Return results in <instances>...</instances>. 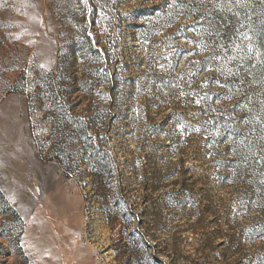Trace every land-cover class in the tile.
Masks as SVG:
<instances>
[{
    "label": "rangeland",
    "instance_id": "obj_1",
    "mask_svg": "<svg viewBox=\"0 0 264 264\" xmlns=\"http://www.w3.org/2000/svg\"><path fill=\"white\" fill-rule=\"evenodd\" d=\"M261 64L264 0H0V264H264Z\"/></svg>",
    "mask_w": 264,
    "mask_h": 264
},
{
    "label": "trees",
    "instance_id": "obj_2",
    "mask_svg": "<svg viewBox=\"0 0 264 264\" xmlns=\"http://www.w3.org/2000/svg\"><path fill=\"white\" fill-rule=\"evenodd\" d=\"M85 39L87 41L91 40V37L85 34ZM263 65H259L256 70L257 71H261L263 69ZM106 138L102 139L100 142V147L94 149V151H92L91 153V157L93 159L94 162V167L99 171V179L97 181V183L99 184V186L102 185V187H104L105 189H107V171L108 168H111L110 166H112L110 163H106L105 158L103 157H108V153L106 150V146L104 144H106ZM104 155V156H103Z\"/></svg>",
    "mask_w": 264,
    "mask_h": 264
},
{
    "label": "snow or ice",
    "instance_id": "obj_3",
    "mask_svg": "<svg viewBox=\"0 0 264 264\" xmlns=\"http://www.w3.org/2000/svg\"><path fill=\"white\" fill-rule=\"evenodd\" d=\"M237 2L239 3V2H240V0H237ZM249 50H251V49H249Z\"/></svg>",
    "mask_w": 264,
    "mask_h": 264
}]
</instances>
